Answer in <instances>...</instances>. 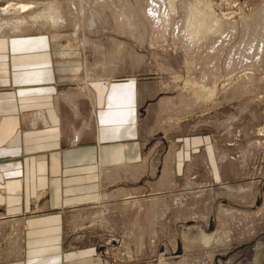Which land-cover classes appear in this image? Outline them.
<instances>
[{"label":"rangeland","instance_id":"rangeland-1","mask_svg":"<svg viewBox=\"0 0 264 264\" xmlns=\"http://www.w3.org/2000/svg\"><path fill=\"white\" fill-rule=\"evenodd\" d=\"M182 1L206 19L194 39ZM114 2L131 18L116 17L108 0H33L30 10L6 16L24 18L21 38L9 48L0 39V59H32L25 51L37 47L54 70L55 94L95 92L96 102L80 100L86 104L79 117L62 99L65 133L73 137L65 144V250L58 258L65 264H264V0H161L155 19L142 12L141 0ZM49 5L50 19L42 16ZM111 64L113 73L105 69ZM109 84L116 87L115 108L103 115V127L112 136L99 143L96 88ZM9 87L0 84L2 91ZM128 93L134 119L126 134L129 113H122L121 97ZM89 120L91 130L76 141ZM125 144L128 155L112 156L114 145ZM79 147L94 149V163L72 161ZM13 237L9 227L0 232L3 254Z\"/></svg>","mask_w":264,"mask_h":264},{"label":"crops","instance_id":"crops-1","mask_svg":"<svg viewBox=\"0 0 264 264\" xmlns=\"http://www.w3.org/2000/svg\"><path fill=\"white\" fill-rule=\"evenodd\" d=\"M29 47L25 52L28 55L33 52V60L22 56L13 60L7 56L0 59V84L12 86L0 90V99H4L3 110H0V232L9 227L10 234L14 236L6 253L0 249V259L22 260L25 264H55V261L65 264V258L57 255L61 252L63 255L65 250V164L68 163L65 144L71 145L73 136L65 133V103L62 101L65 93L61 95L60 92L59 95L50 90L49 85L55 83L54 70L48 65L50 61L39 59L37 47ZM57 73V84H65L59 70ZM98 88L95 138L102 143L112 136V129L103 127V115L115 108L111 99L116 95L112 91L116 87L109 84L105 90L101 85ZM75 98L78 111L71 106L73 111L70 112L73 117H79L86 104L80 100L88 98ZM121 98L125 100L122 113H129L128 124L123 125L127 126L124 127L127 134V128L134 119V99L131 93ZM35 115L43 116L46 122ZM86 123L83 129L90 126V120ZM83 129L80 133L75 132L80 134V139L91 127L86 131ZM124 146L117 148L114 145L112 156L128 155L129 147L127 144ZM72 150L73 162L94 163L93 148Z\"/></svg>","mask_w":264,"mask_h":264},{"label":"bare ground","instance_id":"bare-ground-1","mask_svg":"<svg viewBox=\"0 0 264 264\" xmlns=\"http://www.w3.org/2000/svg\"><path fill=\"white\" fill-rule=\"evenodd\" d=\"M108 1H109V5H108L109 6V10H110V12L115 14L116 17H118L120 19H126V20L131 18L130 15L132 13L127 12L126 10H123V8H121V9L119 8V7H122L123 5L118 7L116 5V3L114 2V0H108ZM141 1H142L143 7L145 8L144 10H142V12L146 15L147 18L150 19V17H151V18L155 19V15L157 16L156 11H158L157 8L159 7L157 2L158 1L161 2V0H141ZM166 2H170V3L173 2L174 3L175 0H164V3H166ZM32 3H33V0H30L27 3L26 2L25 3H19L18 2L16 4H14V5H12V4L0 5V39L6 40V46L9 45V43L12 40L21 38V35L23 34V33H21V31H22L21 30V26L24 23V18H22V17L18 18V19H12V18L8 19V18H6V16L13 9L19 8L22 11L30 10L32 7H34V6H32ZM181 4H184V7L187 8L188 12H186L187 13V16H186L187 17L186 29H187V32H188V35L190 36V38L194 39L196 37V35H197V29L195 27L196 26H199V27L202 26L203 22H205L206 19L203 16L200 17L199 15H196L195 11L188 4H187L188 6L185 5L186 4L185 1H182ZM46 10L47 11L49 10V11L47 12ZM53 13H54L53 6L49 5L48 7L45 8V12L42 13V16L45 17V18H48V19L54 18L53 17ZM47 14H49L50 16L48 17ZM201 20H203V22ZM212 25L215 26V29L217 31L220 30V28H221V25L218 24V23L211 22V26ZM105 69H107L108 72L113 73L115 71V65L111 64L110 66L105 67ZM94 77H99L100 78V77H103V76L95 75L92 78H94ZM84 89H85V94H84L85 97L90 99L91 101H95V94H94L95 92H94V90H91L88 87H84ZM63 97H64L65 101L69 102L71 104V106L76 111H78V104L76 102L75 95L65 94ZM34 117H36L37 119L38 118L43 119L46 122L45 118H43V116H41V115L40 116L39 115H35ZM85 125L88 126L87 123ZM79 139H80V134L77 133L76 140H79ZM129 167H131V166H125V168H129ZM135 167L137 168L138 166H135ZM165 173H167V172H164V174ZM169 176H171V175L169 174L167 176V178H169ZM162 179H164V177Z\"/></svg>","mask_w":264,"mask_h":264}]
</instances>
